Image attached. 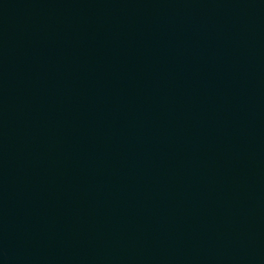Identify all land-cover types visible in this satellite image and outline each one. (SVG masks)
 <instances>
[{"label": "water", "instance_id": "obj_1", "mask_svg": "<svg viewBox=\"0 0 264 264\" xmlns=\"http://www.w3.org/2000/svg\"><path fill=\"white\" fill-rule=\"evenodd\" d=\"M0 264H264V0H0Z\"/></svg>", "mask_w": 264, "mask_h": 264}]
</instances>
